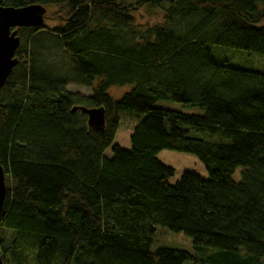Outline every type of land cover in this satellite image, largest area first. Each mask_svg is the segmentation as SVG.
<instances>
[{"label":"trees","instance_id":"1","mask_svg":"<svg viewBox=\"0 0 264 264\" xmlns=\"http://www.w3.org/2000/svg\"><path fill=\"white\" fill-rule=\"evenodd\" d=\"M0 4L42 6L59 22L14 29L19 63L0 89L6 264H264V73L220 65L211 48L264 55V0ZM145 8L161 22L140 24ZM47 44L92 95L43 67ZM123 87L121 99L110 95ZM161 100L205 113L157 108ZM75 107L104 108L105 130ZM123 113L139 119L131 149L115 145L107 158ZM164 150L196 156L210 178L188 172L171 185ZM156 226L189 237L194 253L153 252Z\"/></svg>","mask_w":264,"mask_h":264},{"label":"rangeland","instance_id":"2","mask_svg":"<svg viewBox=\"0 0 264 264\" xmlns=\"http://www.w3.org/2000/svg\"><path fill=\"white\" fill-rule=\"evenodd\" d=\"M264 8V7H262ZM58 9L49 8V11H57ZM138 22L140 24L145 23H157L162 20V12L159 10L153 11L150 9H143L136 14ZM45 25L48 27L58 26L59 22H54L51 20H46ZM33 45L31 49L33 51ZM47 54L42 58L43 67L50 72H52L56 77H64L68 82V89L71 92H79L84 95H92L90 89L80 85V80L76 78L71 73V66L65 57L61 49H54L47 44ZM212 53L215 61L220 65H228L231 67L263 72L264 73V55L248 52L236 49L222 48L218 46H211ZM130 91V87L123 88H112L110 90V95L114 99H121L127 92ZM157 108L177 111L193 115H204L205 111L200 108L186 107L182 104L161 100L156 104ZM122 124L117 132L116 139L112 147H110L106 153L105 157H113V147L115 145L120 146L125 150L131 149V136L134 132L135 127L139 123L137 116L131 113L122 114ZM158 160L164 165L173 168L176 171L174 178L170 180L171 185H175L185 173H194L203 179L208 180L210 178L209 173L205 165L194 155L187 153H180L176 151L164 150L158 154ZM243 169H238L232 176V180L239 183L241 180V174ZM161 248H172L187 251L191 254L194 253L192 240L182 233H175L162 226H156V234L154 238V243L151 250L156 252ZM245 254L244 251H242ZM264 261V259H263ZM264 263V262H263ZM185 264H201L195 261H188Z\"/></svg>","mask_w":264,"mask_h":264},{"label":"water","instance_id":"3","mask_svg":"<svg viewBox=\"0 0 264 264\" xmlns=\"http://www.w3.org/2000/svg\"><path fill=\"white\" fill-rule=\"evenodd\" d=\"M48 10L42 6L22 8L6 7L0 4V89L4 87L19 60L16 57L21 47L18 28H41L45 25ZM81 111L87 115L88 125L97 131H104L106 126V111L104 108L89 109L75 107L73 112ZM6 173L0 159V215L7 197ZM0 264H6L0 250Z\"/></svg>","mask_w":264,"mask_h":264}]
</instances>
